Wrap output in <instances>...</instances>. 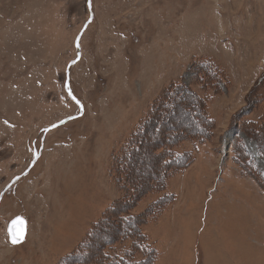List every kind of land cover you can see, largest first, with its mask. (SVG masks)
<instances>
[{
    "label": "rangeland",
    "instance_id": "obj_1",
    "mask_svg": "<svg viewBox=\"0 0 264 264\" xmlns=\"http://www.w3.org/2000/svg\"><path fill=\"white\" fill-rule=\"evenodd\" d=\"M198 61L225 82L196 79ZM177 84L206 101L214 131L185 138L175 154L194 161L151 192L160 142L197 136L202 112L160 117L133 157L137 195L118 157ZM263 125L264 0H0V264H61L92 230L85 264H150L151 250L152 264H264V190L248 176L264 179ZM125 213L148 237L144 255L121 236L105 244ZM19 217L28 234L13 245Z\"/></svg>",
    "mask_w": 264,
    "mask_h": 264
},
{
    "label": "trees",
    "instance_id": "obj_2",
    "mask_svg": "<svg viewBox=\"0 0 264 264\" xmlns=\"http://www.w3.org/2000/svg\"><path fill=\"white\" fill-rule=\"evenodd\" d=\"M209 63H210L209 61L195 62V65L193 66L196 68L195 78L197 79L199 76H201L202 73H204L206 77L209 78L208 80L212 82H215L216 78L219 79V81L221 82H225L222 72L215 71L214 68ZM206 105H207L206 101L202 99L201 97H199V95L195 91H191V90L186 91V88L181 84L173 85L169 89L163 91L160 98L157 100V102H155L150 115L145 119L143 124L139 127V129L132 136V140L123 149L122 155L118 157L120 158V161H119L120 165L116 167V170L118 171L117 176L119 178L121 186L128 187L129 190L132 187L134 190V193L135 194L137 193V195L140 189L142 188V187L140 188L137 183L135 184L133 183V181L130 178L131 176L130 171H131V164L133 162V157H135L137 154H140L145 149L146 145H140L139 139L142 138L147 133V130L150 126L155 125L158 128L159 124L162 121V120L159 121L160 117L164 121V119L167 116L166 115L167 112H170L169 114H171L172 112H176V115H177L176 120H178L179 115L181 114V111H184L185 107L188 106L189 108H192V110H195L198 108L199 112L201 108L202 113H200L201 115L200 118H198V120L194 121L193 123V125H197L196 131H198L199 133L197 136L193 135L195 132L193 133L187 132L185 134H179V135H176V133H174V134H170L171 139L169 138L164 139L163 145H161L162 142H160L159 144V147L162 146L159 149L162 152L159 151L160 153L157 154L156 156L160 157L161 155H164L163 158H165L163 159L162 165L160 167V170L162 171L159 172L160 176H157L154 174L151 175L152 178L150 180L152 181V184L147 185V189L151 192H156V193L165 192L167 183H168L167 181L170 179V177L172 175H175L176 173H179L185 170L194 161V156L191 153L183 154V155L175 154V150L176 148L179 147L180 143L184 141L185 138H188V137L194 140L200 139L204 142L208 140L209 137H211L210 134H212V131H214V127H215L214 120L211 119V117H209L210 115L208 114ZM183 116H185V113L182 114V117ZM174 127L175 126H172V124L164 125V128L167 130H170L171 128H174ZM260 130H261V135H263L264 125L261 127ZM173 139L174 141H176V145L173 147V150H171V154H170V153H167L165 148L171 147L170 144L173 143V141H171ZM177 140H179L180 142L178 143ZM259 145L260 147L259 146L258 147L260 149V152L264 156V145L262 146L261 142ZM167 158H172V163L170 160L171 165L167 164ZM248 176L256 179L264 190V179L257 172L253 173L249 171ZM135 188H136V192H135ZM108 213H110V211ZM123 215L124 217L122 218ZM121 218L124 219L123 224L125 223L124 224L125 226H123L122 228L120 227V230L117 228L116 232L114 233L117 234L119 232V234H117L116 236L108 237L107 239L105 238L107 241V243L105 244L106 246H112L113 244L118 242L117 239L121 236L123 239H126L125 241H131L132 247L136 254L138 250L141 249V246L146 245L147 241H149L148 237L142 234L140 225L136 224L137 221L136 223L135 221H133V220H136L134 216L125 213L121 215ZM145 218L146 216L140 217V219H142L143 221L145 220ZM95 232L96 230H92L90 237H88L85 240L84 244L81 247L80 252L65 258L61 264H81V263L85 264L86 256L82 254V249L84 247H87V248L89 247V243L94 239L93 236L95 235ZM121 241H124V240H121ZM98 250L100 251L101 248H98ZM138 253L140 255H144L143 252L139 251ZM151 253L153 255V260L150 264H152L154 260L157 258L156 253L153 250H151ZM135 254L133 255V257L135 256ZM144 257H147V256H144ZM104 260H108V259L104 257ZM140 264H145V263H140Z\"/></svg>",
    "mask_w": 264,
    "mask_h": 264
},
{
    "label": "water",
    "instance_id": "obj_3",
    "mask_svg": "<svg viewBox=\"0 0 264 264\" xmlns=\"http://www.w3.org/2000/svg\"><path fill=\"white\" fill-rule=\"evenodd\" d=\"M79 41H80V39H79ZM77 48H78L79 52H78V57H77L75 64L78 61H80V59H81V50H80L79 43L77 45ZM71 66H72V64L69 66V68ZM68 76H69V72H68ZM13 233H15L18 236H21V239L15 244L12 242ZM8 235L10 238V242L13 245H20V244L24 243L26 240V237H27V223H26V221L21 219V218H16L15 220H13L8 226Z\"/></svg>",
    "mask_w": 264,
    "mask_h": 264
},
{
    "label": "snow or ice",
    "instance_id": "obj_4",
    "mask_svg": "<svg viewBox=\"0 0 264 264\" xmlns=\"http://www.w3.org/2000/svg\"><path fill=\"white\" fill-rule=\"evenodd\" d=\"M89 3H91V0H89ZM21 239V236L16 235L13 233L12 242L15 244Z\"/></svg>",
    "mask_w": 264,
    "mask_h": 264
}]
</instances>
